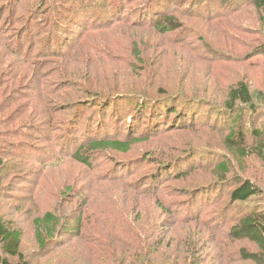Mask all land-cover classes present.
I'll return each mask as SVG.
<instances>
[{
    "label": "rangeland",
    "instance_id": "374dc122",
    "mask_svg": "<svg viewBox=\"0 0 264 264\" xmlns=\"http://www.w3.org/2000/svg\"><path fill=\"white\" fill-rule=\"evenodd\" d=\"M154 1L0 0V216L21 233L20 257L0 242V261L117 264L113 237L145 217L179 242L202 236V264H253L234 253L257 247L227 232L264 206V22L252 0L236 8L174 0L181 27L164 33L141 23ZM239 82L254 105L236 119L224 104ZM92 130L128 152L76 160ZM232 130L244 136L245 156L225 142ZM224 162L230 180L219 184ZM237 180L263 197L231 202ZM48 212L60 226L42 248L35 220Z\"/></svg>",
    "mask_w": 264,
    "mask_h": 264
},
{
    "label": "trees",
    "instance_id": "16d2710c",
    "mask_svg": "<svg viewBox=\"0 0 264 264\" xmlns=\"http://www.w3.org/2000/svg\"><path fill=\"white\" fill-rule=\"evenodd\" d=\"M210 1H215L221 5V7H238L242 2H248L250 0H196V5H207L210 4ZM161 2V3H160ZM153 3L160 5L152 6L145 14L140 15L141 23L148 24L149 27L157 29L164 33L174 32L180 29V24L175 20V14H171L172 11L179 13L180 15L183 12V6H180L174 0H155ZM252 6L260 15L262 21L264 22V0H252ZM196 7V6H195ZM115 14V13H114ZM211 14V13H210ZM113 15V14H112ZM116 21L118 22L123 17L115 14ZM143 15V16H142ZM118 16V17H117ZM212 18V14L207 17ZM108 20V19H106ZM105 20V21H106ZM125 20V18H123ZM78 28L80 27V19L75 20ZM94 24V23H93ZM110 22L106 21L105 26H110ZM63 45V44H62ZM261 50L264 52V44L262 45ZM182 96L179 93L176 96ZM100 97V94H97V97ZM171 95L169 98L174 97ZM253 94L251 93L250 87L245 82H239L236 85L230 87L227 91V100L225 102V109L228 112L237 113V118L239 119L242 116V113L239 112L242 107L254 105ZM135 101V100H133ZM142 108L147 107V103L138 99ZM152 105L150 103L148 106ZM174 112V111H173ZM97 139H93L94 137ZM101 138V139H100ZM225 142L230 147H235L236 150L242 153L245 156V151L243 149V144L245 142L244 136L242 134H236L232 132L225 138ZM230 144V145H229ZM129 145L126 142L119 140H114L102 135V132L94 134V131H87V136L84 142L80 144L78 150L72 155L76 160L80 162L90 164L87 159L88 156L92 154H97L100 152H105L106 150L113 149L119 152H128ZM86 149V152H84ZM82 151L85 153L81 155ZM2 161H0V167ZM217 176L219 179V184L228 183L230 178L229 168L227 164L221 163L216 167ZM181 172L174 178H180L186 174ZM160 174L158 177H160ZM171 175V174H169ZM151 182V189L155 188L156 177ZM118 173L111 176L109 180L115 182L119 180ZM124 181V180H120ZM141 185V184H140ZM237 187L231 192V202L239 203L242 205H248L250 201L257 200V197L262 198V191L253 184L250 180H237ZM1 187V180H0ZM160 190L157 188L155 192H149L157 194ZM144 191L140 192L142 195ZM143 196V195H142ZM159 198H156V203ZM259 200V199H258ZM256 208L253 210H247L241 218L228 230L227 238L232 242L238 241H248L254 244L257 247V251H249L247 249H240L234 253L236 258L240 261L251 262L253 264H264V206L256 204ZM124 217H126L124 215ZM193 218H197L192 216ZM59 218L55 216L54 213L48 212L43 217L35 220V225L37 228L36 236L38 241L41 244V247L44 248L48 241L44 240V234L53 235L55 229L60 226ZM141 222H143L141 224ZM149 222V225L146 226L144 223ZM138 226H133L131 223H128V227H132L131 230L121 229L118 236H114L115 241L111 243L110 247L113 250H119V253L116 254L119 256L120 262L117 264H202V250L201 245L204 243L202 236L196 241H192L191 238L181 239L183 242H179L177 237L165 235V232L162 230L157 231L159 224L152 221L151 218H142L138 222ZM136 224V225H137ZM190 228V227H189ZM182 232H187L183 231ZM77 235H79V230H76ZM130 234L131 236H128ZM51 235V236H52ZM132 240H126L130 239ZM56 240V238H55ZM0 242L2 244L3 251L10 257H20V244H21V233L14 229L12 226H7L3 221V218L0 216ZM112 250V251H113ZM112 253V252H111ZM111 254L114 258L115 254ZM226 255V254H225ZM223 258V259H222ZM226 257L221 255V257L216 256V261H223ZM0 264H12L7 259H2ZM219 264H222L221 262Z\"/></svg>",
    "mask_w": 264,
    "mask_h": 264
}]
</instances>
